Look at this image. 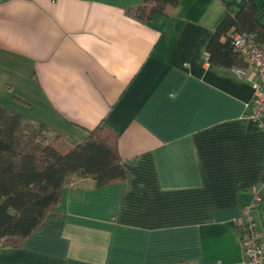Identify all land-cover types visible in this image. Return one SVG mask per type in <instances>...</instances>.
<instances>
[{
    "label": "crops",
    "instance_id": "1",
    "mask_svg": "<svg viewBox=\"0 0 264 264\" xmlns=\"http://www.w3.org/2000/svg\"><path fill=\"white\" fill-rule=\"evenodd\" d=\"M139 1L0 0V106L77 142L103 121L127 172L100 186L74 176L0 264H244L252 187L264 235V116L245 114L257 77L205 50L246 0H178L144 21L125 10Z\"/></svg>",
    "mask_w": 264,
    "mask_h": 264
},
{
    "label": "trees",
    "instance_id": "2",
    "mask_svg": "<svg viewBox=\"0 0 264 264\" xmlns=\"http://www.w3.org/2000/svg\"><path fill=\"white\" fill-rule=\"evenodd\" d=\"M177 2L141 0L125 10L144 21L157 10L170 13ZM254 12V2L246 0L221 18L205 47L209 62L230 68L247 66L230 35L253 33L262 45L264 25ZM74 176L91 177L98 186L126 178L115 129L99 121L77 142L0 106V247L21 245L48 211L58 210L65 183Z\"/></svg>",
    "mask_w": 264,
    "mask_h": 264
},
{
    "label": "built area",
    "instance_id": "3",
    "mask_svg": "<svg viewBox=\"0 0 264 264\" xmlns=\"http://www.w3.org/2000/svg\"><path fill=\"white\" fill-rule=\"evenodd\" d=\"M233 48L240 52L248 67H251L257 79L253 82V94L247 104V117L260 121L264 116V46L255 41L253 33L234 32L230 35ZM239 77L245 74V68L233 67ZM76 183L69 178L65 186ZM251 199L243 205L238 214V237L240 239L244 264H264V235L257 227L253 207L259 202L260 194L256 187L251 188Z\"/></svg>",
    "mask_w": 264,
    "mask_h": 264
},
{
    "label": "rangeland",
    "instance_id": "4",
    "mask_svg": "<svg viewBox=\"0 0 264 264\" xmlns=\"http://www.w3.org/2000/svg\"><path fill=\"white\" fill-rule=\"evenodd\" d=\"M66 188V187H65Z\"/></svg>",
    "mask_w": 264,
    "mask_h": 264
}]
</instances>
